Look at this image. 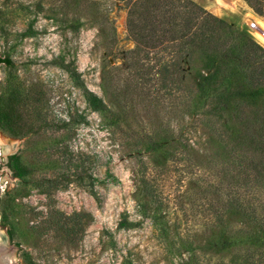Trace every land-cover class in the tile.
Here are the masks:
<instances>
[{
  "label": "rangeland",
  "instance_id": "374dc122",
  "mask_svg": "<svg viewBox=\"0 0 264 264\" xmlns=\"http://www.w3.org/2000/svg\"><path fill=\"white\" fill-rule=\"evenodd\" d=\"M91 1L0 0V55L12 61L0 63V102L13 98L39 126L15 136L0 121V264H235L243 251L223 247L215 222L234 173L220 139L202 115L136 84L125 2L96 0L93 10ZM194 1L264 47L251 27L264 19L244 0ZM73 16L76 32L65 26ZM60 57L122 117L93 110ZM205 72L197 63L184 83L194 89ZM155 133L180 144L156 158L145 139ZM11 154L31 167L27 178L8 167ZM142 173L155 196L143 193ZM253 194L264 201V186ZM123 215L136 226L119 228ZM226 220L241 225L238 215Z\"/></svg>",
  "mask_w": 264,
  "mask_h": 264
},
{
  "label": "trees",
  "instance_id": "16d2710c",
  "mask_svg": "<svg viewBox=\"0 0 264 264\" xmlns=\"http://www.w3.org/2000/svg\"><path fill=\"white\" fill-rule=\"evenodd\" d=\"M93 1L90 7L97 10L96 0ZM123 1L127 32L134 42L127 52V68L134 74L136 84L146 90L150 84L156 95L174 99L176 107L202 115L220 139L225 160H231L233 165V185L221 206L214 209L219 242L227 249L243 251L235 264H264V201L253 196L254 189L264 186V47L194 0ZM244 1L264 19V0ZM103 22H108L104 16ZM81 25V19L65 17L66 28L76 32ZM111 33L109 42H114V30ZM11 62L8 56L0 55V63ZM56 63L81 87L93 110L110 116L112 122L122 117L121 109L111 110L84 85L72 60L60 57ZM197 63L206 72L200 74L191 89L184 83L185 74L194 71ZM17 104L13 98L0 102L4 129L15 136L36 131L39 126L23 120ZM145 139L147 150L156 158L167 154L169 145L177 149L176 144H180L167 141L174 137L159 133L148 134ZM7 165L21 179L32 172L19 154H11ZM141 182L145 196H155L145 173ZM140 205L145 208L144 202ZM227 214L238 215L241 225L230 226ZM152 218L161 222L160 213L152 214ZM136 224L123 215L118 227L131 228ZM9 235L12 237L13 233L9 231Z\"/></svg>",
  "mask_w": 264,
  "mask_h": 264
},
{
  "label": "bare ground",
  "instance_id": "6f19581e",
  "mask_svg": "<svg viewBox=\"0 0 264 264\" xmlns=\"http://www.w3.org/2000/svg\"><path fill=\"white\" fill-rule=\"evenodd\" d=\"M254 25H255V27H257V28L254 29L255 30V34L257 35V37L259 39H261L264 42V23L259 24L258 22H254ZM0 144L5 146L3 138L0 139ZM0 239L2 241H5V238L3 237V235H0Z\"/></svg>",
  "mask_w": 264,
  "mask_h": 264
},
{
  "label": "built area",
  "instance_id": "2783aa9c",
  "mask_svg": "<svg viewBox=\"0 0 264 264\" xmlns=\"http://www.w3.org/2000/svg\"><path fill=\"white\" fill-rule=\"evenodd\" d=\"M251 27H253V28L255 27L254 23H251ZM255 28H256V27H255Z\"/></svg>",
  "mask_w": 264,
  "mask_h": 264
},
{
  "label": "water",
  "instance_id": "95a60500",
  "mask_svg": "<svg viewBox=\"0 0 264 264\" xmlns=\"http://www.w3.org/2000/svg\"><path fill=\"white\" fill-rule=\"evenodd\" d=\"M1 247H2V244L0 243V249H1Z\"/></svg>",
  "mask_w": 264,
  "mask_h": 264
},
{
  "label": "flooded vegetation",
  "instance_id": "af4514ba",
  "mask_svg": "<svg viewBox=\"0 0 264 264\" xmlns=\"http://www.w3.org/2000/svg\"><path fill=\"white\" fill-rule=\"evenodd\" d=\"M7 161H8V158H7ZM7 161H6V163H7Z\"/></svg>",
  "mask_w": 264,
  "mask_h": 264
}]
</instances>
